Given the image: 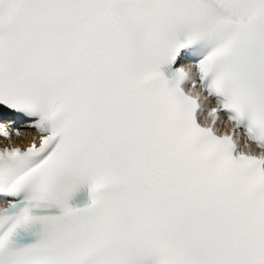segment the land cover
I'll use <instances>...</instances> for the list:
<instances>
[{
  "label": "snow or ice",
  "instance_id": "snow-or-ice-1",
  "mask_svg": "<svg viewBox=\"0 0 264 264\" xmlns=\"http://www.w3.org/2000/svg\"><path fill=\"white\" fill-rule=\"evenodd\" d=\"M0 264H264V0H0Z\"/></svg>",
  "mask_w": 264,
  "mask_h": 264
}]
</instances>
